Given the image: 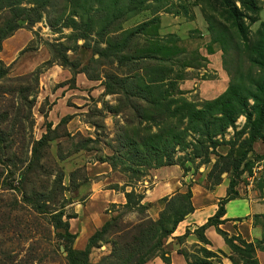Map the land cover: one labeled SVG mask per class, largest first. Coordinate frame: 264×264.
I'll use <instances>...</instances> for the list:
<instances>
[{"label": "rangeland", "instance_id": "1", "mask_svg": "<svg viewBox=\"0 0 264 264\" xmlns=\"http://www.w3.org/2000/svg\"><path fill=\"white\" fill-rule=\"evenodd\" d=\"M84 1L49 0L36 15L27 12V19L19 20L18 27L0 41V264H69L63 231L52 224V214L67 220L73 249H82L105 220L116 219L89 249L87 264H105L102 259L110 254V242L129 241L134 234L131 225L152 219L139 205L127 209L102 204V195L87 203L94 189H113L123 182L131 187L127 190L141 194L142 184L134 185L152 169L133 148L141 149V139L160 126V117L150 103L134 95L135 88L129 87L126 94L116 80H122L127 88L132 74H142L155 64L132 58L120 62L118 54H139L153 33L159 38L174 35L184 50L175 57L188 66L159 63L173 70L168 77L184 72L176 87L194 103L221 93L238 64L231 43L226 55L218 43L210 41L208 22L213 29L218 22L228 25L215 0H166L170 12L156 9V3L151 2L148 8L120 17L105 29L100 9L104 1H89V5ZM256 1L258 19H245L250 37L264 21V0ZM20 6L32 4L22 0ZM181 6L186 7V16ZM86 11L91 17L87 31L83 25ZM153 15L158 17L154 31L136 36L116 51L115 42L127 29ZM9 17V7L0 0V31L6 30ZM104 49L107 53L101 52ZM222 60L228 62L226 66ZM240 65L244 71L243 58ZM171 121L175 123L174 118ZM243 122L240 115L234 128L217 135L220 144L213 150L222 154L232 143L233 155L242 160L234 190L238 188L264 208V142L257 138L247 150ZM208 152V163H204L201 153L193 156L192 145L175 147L173 161L188 166L189 174L200 180L217 158L211 147ZM150 162L154 167L153 160ZM223 176L227 177L226 173ZM113 177L122 183H107ZM255 217L264 238V215ZM193 238L165 240L164 247L192 252ZM173 262L185 264L180 256H173Z\"/></svg>", "mask_w": 264, "mask_h": 264}, {"label": "trees", "instance_id": "2", "mask_svg": "<svg viewBox=\"0 0 264 264\" xmlns=\"http://www.w3.org/2000/svg\"><path fill=\"white\" fill-rule=\"evenodd\" d=\"M4 1L6 6L9 7L10 17L6 22V30L0 31V41L18 27L19 20L27 19V12L30 11L36 15L37 9L49 2V0H28L32 6L26 8L20 6L22 0ZM89 1L93 0H85L84 4L89 5ZM97 1L99 3L104 1L100 8L103 12L104 21L102 29L109 27L114 20L120 17L148 8L151 2L156 3V9L170 12L165 7L164 1L166 0ZM215 1L226 14L224 19L228 25L225 26L222 22H218L216 23V29H213V25L208 22V29L212 33L210 41L218 43L222 54L226 55L231 43L236 50V60L238 62L233 70V75L230 74L229 83L221 93L200 103L188 101L182 95L183 92L176 87V82L183 79L184 72L181 70L168 77L173 70L159 63L160 61H168L178 64L179 67L188 66L185 60L181 61L175 57L184 50L179 48L176 44L177 38L171 34L165 38H159L155 33L149 35L150 38L147 40L146 48L139 50V54H118L116 58L120 62L123 59L132 58L154 61L155 65L145 69L142 74H132L129 77L131 81L125 84L127 88L122 80H116V84L126 94L130 93L128 91L129 87L135 88L134 95L150 103L160 117V122L157 123L160 126L141 139L138 145L141 149L133 148L142 157V161H146L148 168L176 164L185 172L189 170L188 166L173 161L175 147L184 149L192 145L193 156L199 157L201 153L204 157V163H208V148L211 147V153L216 155L217 158L210 163V167L205 173V180L209 184H216L220 181V174L226 173L228 185L225 195L217 201L216 210L203 224L195 226L191 231L185 228L182 234L176 236H172L175 226L193 209L190 202V184H186L185 190L182 192H175L170 196L163 197L161 199L163 206L155 219H147L142 223L131 225L130 229L134 231V234L130 235L129 241L122 243L110 242V254L102 259L105 264H144L153 257H159L162 262L169 264V256L164 247V241L169 236L179 241L189 234L194 235L196 240L192 252L182 248L176 250L183 257L186 264H221L220 258L226 255L221 250L207 248L209 241L203 233L207 226H213L215 231L223 238L229 248L228 258L231 264H258L255 250L264 249L263 237L259 240L245 241L239 235L229 234L219 228V224L223 221L221 217L224 214V203L236 196L234 186L237 183L242 160L233 155L232 143H230L227 151L222 154L214 152L213 149L220 144L215 137L217 135L221 137L228 127L234 128L235 120L240 115L244 117L242 130L247 134L244 139L246 149L250 150L252 142L257 138L264 142V21L258 23L257 28L250 37L245 19H248L249 22L258 19L259 6L257 1ZM88 7L90 8V6ZM181 8L184 12L183 16H186V7L181 6ZM173 13L178 14V12ZM209 17L212 18V16ZM90 18L86 11L83 20L86 31L91 27ZM71 22L75 23L73 20ZM157 23L158 17L153 15L149 19L127 29L121 38L115 42L116 51L122 50L136 36L143 35L147 31H154ZM107 51V49H104L101 52L107 53ZM191 58L195 59L194 56ZM241 58L246 62L244 71L241 70ZM222 61L226 66L228 62ZM172 93H175L177 97H169ZM172 118H174L175 123L171 121ZM180 123L185 124L179 126ZM186 137H189L190 141H186ZM41 140L42 137L38 142H41ZM150 160H153L154 167L151 166ZM186 162L188 161L186 160ZM124 186L119 189L123 192L125 201L123 204L117 205L127 209L139 205L141 208L146 209L147 204L145 206L140 204L142 195L135 193L132 189L125 191ZM113 189H118V187L114 186ZM51 218L54 227L63 231L61 234L64 240L63 250L69 264H80V261L87 264L89 249L95 246L96 241L116 223L114 217L105 220L87 238L82 249H73L70 246V239L73 234L68 232L67 220L62 221L58 214H52Z\"/></svg>", "mask_w": 264, "mask_h": 264}, {"label": "crops", "instance_id": "3", "mask_svg": "<svg viewBox=\"0 0 264 264\" xmlns=\"http://www.w3.org/2000/svg\"><path fill=\"white\" fill-rule=\"evenodd\" d=\"M223 175L222 173L220 174V181L218 183L209 184L205 180V175L199 180L193 178V175L189 174V170L183 172L176 164L162 165L157 168L149 169L144 178L138 180L134 187H139V185L142 184L140 188L142 199L140 202L147 204L146 215L154 219L163 206L161 200L163 197L170 196L175 192H182L185 190V185L190 184V202L193 209L191 213H188L184 219L179 221L175 226L172 235L176 236L182 234L185 228L191 231L195 226L203 224L206 219L214 213L217 207L216 203L225 195L228 185V178ZM112 179L113 180L107 179V183H122V181L116 177ZM186 179L188 180L186 181ZM124 184L126 183L123 182L121 185L124 186ZM127 187L131 188L129 185H125V191H128ZM100 195L103 197L102 204H123L125 201L123 192L119 188L115 190L107 188L94 189L90 193L87 203H91ZM247 197L244 195L243 191L240 192L237 188L236 196L224 203V214L221 217L223 221L219 224V228L229 234L239 235L245 241L259 240L263 237V232L261 226L255 220V216L264 215L263 204L255 199H251L250 196ZM203 233L209 241V245H207L208 249H218L226 255L220 258V263L231 264L228 258L229 248L223 238L215 231V228L213 226H207ZM195 241L194 238L190 239V242ZM178 248V246L177 248L176 246H172V249L165 248L169 256V264H174L173 256H180L183 259V257L176 252ZM255 257L258 264H264V249H256ZM144 264L166 263L162 262L159 257H153Z\"/></svg>", "mask_w": 264, "mask_h": 264}, {"label": "water", "instance_id": "4", "mask_svg": "<svg viewBox=\"0 0 264 264\" xmlns=\"http://www.w3.org/2000/svg\"><path fill=\"white\" fill-rule=\"evenodd\" d=\"M223 174H224V173H222V175H223ZM167 240H171V237H170V236L167 237V238H166V241H167Z\"/></svg>", "mask_w": 264, "mask_h": 264}]
</instances>
